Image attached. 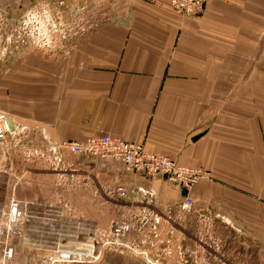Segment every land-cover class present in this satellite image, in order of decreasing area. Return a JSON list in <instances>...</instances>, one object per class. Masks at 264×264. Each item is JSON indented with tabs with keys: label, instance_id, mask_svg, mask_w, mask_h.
I'll use <instances>...</instances> for the list:
<instances>
[{
	"label": "crops",
	"instance_id": "1",
	"mask_svg": "<svg viewBox=\"0 0 264 264\" xmlns=\"http://www.w3.org/2000/svg\"><path fill=\"white\" fill-rule=\"evenodd\" d=\"M170 1L108 0L81 12L57 0H0L1 29L16 33L22 15L46 7L67 32L56 46L14 45L0 58V177L13 196L69 204L78 226L111 230L127 202L142 216L139 203L152 201L169 218L155 238L161 250H187L180 260L169 252L170 264H264V0H210L193 14ZM101 135L209 177L185 189L64 145ZM119 186L140 201H122ZM185 198L194 212L179 219ZM133 253L36 261L147 264Z\"/></svg>",
	"mask_w": 264,
	"mask_h": 264
},
{
	"label": "built area",
	"instance_id": "2",
	"mask_svg": "<svg viewBox=\"0 0 264 264\" xmlns=\"http://www.w3.org/2000/svg\"><path fill=\"white\" fill-rule=\"evenodd\" d=\"M107 1L108 0H57V3L62 8H70L76 11L85 12L90 7L95 8ZM209 1L210 0H171L170 6L172 10L178 14H193L203 10ZM40 20L45 21L43 17ZM49 27H55V24H52ZM7 137V125L4 118L0 116V144H4ZM64 145L75 154L91 156L98 159H112L121 163L129 172H138L147 176L161 175L167 181L178 183L185 189H189L199 181L209 177V174L201 168L181 166L177 164L173 158L167 155L146 151L143 144L125 141L111 135H101L82 141L66 142ZM116 191L122 201H127L130 197L132 200H138L135 196L136 191L134 189L119 186ZM145 200V202L141 201L139 203L140 208L143 209L142 216L133 212L130 218L129 214L126 215V219H124V217L118 218L114 220L113 228L111 230L98 229L90 226H78L73 223L71 224V222L62 224L61 229L65 228L67 231L61 234V231L59 230V232L52 234L53 237H57V240L54 241L55 246L52 251L46 249V254L50 255L52 252V257L58 261H94L99 257L102 251L100 244L105 247L113 246V244H115L123 248L126 247L127 251L131 250L136 254H142L150 264H158L160 262V257L157 256L151 258L147 252L142 250L139 251L140 249H138V246H129L126 241H122L124 233L129 231L131 229L130 227H132L131 223H129V220H132V218H135L136 222L139 221V224L137 225L138 229L136 228V230L142 231V229L139 228V225H147L150 228V234L148 236L145 235V238L140 240L144 243L147 242L149 244L152 240L154 241V236L160 234L164 224L166 226L165 229H167L166 232L168 231V227L170 231L167 212H162L160 209L155 208L152 205V201ZM128 204L129 203L127 202V208L130 206ZM194 204L195 203L191 198H185L184 204L179 212V219H184L187 218L188 215H191L194 212ZM57 208L62 210L61 206ZM51 211L52 213H49L50 217L53 214V209ZM5 215L8 218L9 223L14 225L16 234L20 235L27 219L16 200L12 201L9 209L5 212ZM22 235L23 233L21 236ZM101 237H104L105 239L101 240ZM114 250L119 251L117 248ZM14 253V246L10 242H6L3 250L4 259L11 260Z\"/></svg>",
	"mask_w": 264,
	"mask_h": 264
},
{
	"label": "rangeland",
	"instance_id": "3",
	"mask_svg": "<svg viewBox=\"0 0 264 264\" xmlns=\"http://www.w3.org/2000/svg\"><path fill=\"white\" fill-rule=\"evenodd\" d=\"M52 12L54 13L53 10L46 7L42 10L26 12L21 17L19 27L15 30L16 33L7 30V27H3L2 29L0 27V58L2 57L5 59V57L10 54V50L13 49L14 45H25L28 43L33 47L56 46L61 40L67 38V32L64 27L59 26L62 25V22H59L53 17ZM42 17L45 21L40 20ZM52 24H55V27H49ZM45 26L48 27L46 28ZM54 49H56V47ZM7 175L3 174L0 177V264H37L36 257L46 254V249L53 250L55 246L54 241L57 240V237H53L52 234L59 232V230L61 234L65 233L67 230L65 228L61 229L62 224L68 222H71V224L73 223V219H69V214H67V207L69 204H65L61 201H52L47 197H34V194H31L33 192L29 193L28 197H25L20 192L13 196V194H11L13 192H8L9 189L6 187L9 183L6 181ZM13 200L17 201L27 219L24 229L21 230V234L23 233L22 236L21 234H16L14 225L9 223L5 215V212L9 209ZM114 201L116 203L122 202L116 199ZM128 205L130 206L126 209L124 219H126L127 214L130 215V218L134 212L131 208L134 207L133 203ZM59 206L62 207V210L57 208ZM121 207L122 205L117 209L118 213H121ZM52 209L53 214L50 217L49 213H52ZM119 216L122 217V213ZM129 223H131V229L122 236V241H126L127 245L138 246V249H140L139 251L142 250L147 252L151 258L160 257V262L158 264H170L169 252L171 251L172 254L177 255L179 260L181 257L185 259L187 250L183 247L174 248L170 245L169 247H165V250H161V247H164V245L159 241L163 240L162 238L165 237L163 233L159 236H154V238H158V242L152 240L149 244L147 242L144 243L140 240L145 238V235L148 236L150 234V228L147 225H139L142 231L136 230V228L138 229L137 225L139 221L136 222L135 218L129 220ZM6 242H10L15 248V253L11 260H5L3 257V250ZM100 247H102L103 250L112 251L117 248L119 251H127L126 247L123 248L115 244L107 247L101 244ZM52 254L51 252V257ZM133 254L138 255L136 253ZM139 256L145 259L142 254ZM46 263H48V260ZM146 263L150 264L149 262ZM42 264H45V261L42 262Z\"/></svg>",
	"mask_w": 264,
	"mask_h": 264
}]
</instances>
